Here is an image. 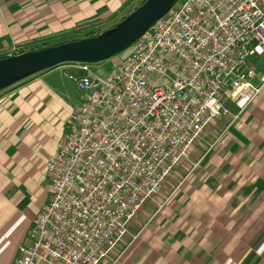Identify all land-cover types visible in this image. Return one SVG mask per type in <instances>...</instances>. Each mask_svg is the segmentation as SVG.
I'll return each mask as SVG.
<instances>
[{"label": "built area", "instance_id": "1", "mask_svg": "<svg viewBox=\"0 0 264 264\" xmlns=\"http://www.w3.org/2000/svg\"><path fill=\"white\" fill-rule=\"evenodd\" d=\"M108 59L105 76L69 61L82 101L13 264L101 263L210 122L264 87V0H175Z\"/></svg>", "mask_w": 264, "mask_h": 264}, {"label": "crops", "instance_id": "2", "mask_svg": "<svg viewBox=\"0 0 264 264\" xmlns=\"http://www.w3.org/2000/svg\"><path fill=\"white\" fill-rule=\"evenodd\" d=\"M127 1L1 0L0 56L111 21L134 2L124 7ZM26 74L0 83V264H13L28 242L49 199L48 162L63 136L39 112V90L51 73ZM208 145L184 163L183 180L162 192L165 200L138 232L118 240L100 264H264V87Z\"/></svg>", "mask_w": 264, "mask_h": 264}, {"label": "rangeland", "instance_id": "3", "mask_svg": "<svg viewBox=\"0 0 264 264\" xmlns=\"http://www.w3.org/2000/svg\"><path fill=\"white\" fill-rule=\"evenodd\" d=\"M130 1L131 0H128L124 7L127 4H130ZM140 2L141 0H134V2L122 12L123 15H119L111 21H102L91 26L78 27L58 35H48L40 42L16 47L10 52L20 53L32 48H42L76 38L105 36L112 32L116 26L122 24L138 8L141 4ZM70 64L69 61H64L50 66H44L35 71L29 72L24 76L29 77L44 72L51 73L48 80H46V85L39 90V112L46 122L55 126L58 130H62V138L64 137L72 112L79 107L82 101V92L76 85L75 80L71 77L77 73V70ZM91 69L95 74L105 76L112 69V63L108 58L94 61L91 62ZM224 116H227V118L224 117V120L221 119L222 122L218 123V117L210 122V124L202 131L201 135L194 141L186 156L183 157L163 181L159 191L141 205L139 211L130 222L127 233L122 237L123 241L126 242L127 240H130V238L138 232V228H140V225L146 219L147 214L150 215L151 212L159 207V203L165 200L163 197L161 198L163 195L162 192L175 188V186L183 180V172L185 170L184 163L189 159L191 160L192 158L201 157L205 152V148L209 147L208 144L214 143L217 140V137L222 135L226 128L239 117L231 120L232 117L230 115ZM110 251L106 256H109L110 253H112Z\"/></svg>", "mask_w": 264, "mask_h": 264}, {"label": "water", "instance_id": "4", "mask_svg": "<svg viewBox=\"0 0 264 264\" xmlns=\"http://www.w3.org/2000/svg\"><path fill=\"white\" fill-rule=\"evenodd\" d=\"M174 1L144 0L122 24L105 36L76 38L2 56L0 82L64 61L94 62L106 59L139 37L154 20L171 8Z\"/></svg>", "mask_w": 264, "mask_h": 264}, {"label": "trees", "instance_id": "5", "mask_svg": "<svg viewBox=\"0 0 264 264\" xmlns=\"http://www.w3.org/2000/svg\"><path fill=\"white\" fill-rule=\"evenodd\" d=\"M144 0H141V2L140 3H142ZM59 43V42H58ZM32 49H36V48H32ZM6 56V55H5ZM0 57H2V56H0Z\"/></svg>", "mask_w": 264, "mask_h": 264}]
</instances>
